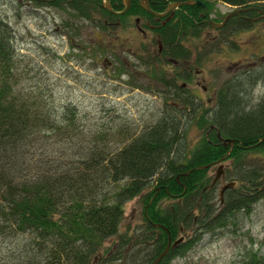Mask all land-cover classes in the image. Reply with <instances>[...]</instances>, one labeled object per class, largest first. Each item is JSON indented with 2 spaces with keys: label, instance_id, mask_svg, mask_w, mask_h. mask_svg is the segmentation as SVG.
<instances>
[{
  "label": "trees",
  "instance_id": "1",
  "mask_svg": "<svg viewBox=\"0 0 264 264\" xmlns=\"http://www.w3.org/2000/svg\"><path fill=\"white\" fill-rule=\"evenodd\" d=\"M4 1L0 0V250L9 252L2 259L13 258L18 264H148L165 246L168 233L169 241L179 239L155 263L166 264L184 254L202 233L235 229L238 216L248 214L251 204L264 198L261 165L247 164L244 157L251 149L264 151V91L257 101H250L254 85L264 81V60L226 77L210 107H199L191 96L181 93L173 64L172 76L163 83L177 103L167 102L163 115L153 123L135 134L124 123L115 128L97 124L85 128L74 102L51 103L52 90L47 86L19 83L18 74L25 68L20 65L14 31L1 9ZM16 1L64 11L61 30L69 48L89 54L95 50L88 51L80 20L108 32L117 19L123 22L127 14L146 13L135 0L119 15L103 8L101 0ZM221 1L264 9V0ZM109 2L113 9L121 7V0ZM205 3L211 6L210 0ZM180 8L155 29L163 54L174 60L189 58L181 38L197 35L201 29L200 21L193 20L199 18L201 6ZM239 13L257 14L254 9ZM251 22L233 15L218 30ZM192 121L203 132L186 149L185 133ZM229 137L233 144L227 150L223 140ZM223 155L230 159L225 178L234 184L223 190L219 201L206 171L209 163ZM136 195L142 198L143 222L137 229L120 231L123 204ZM168 196L174 198L170 205L157 202ZM153 222L165 228L154 227ZM181 229L189 234L178 235ZM133 235V247L123 252ZM110 236L116 239L102 247ZM235 261L264 264V251L243 247Z\"/></svg>",
  "mask_w": 264,
  "mask_h": 264
},
{
  "label": "rangeland",
  "instance_id": "2",
  "mask_svg": "<svg viewBox=\"0 0 264 264\" xmlns=\"http://www.w3.org/2000/svg\"><path fill=\"white\" fill-rule=\"evenodd\" d=\"M210 1L209 14L213 20H219L223 12L233 7L221 0ZM262 4L264 7V1ZM1 9L14 31L15 45L21 57L20 65L26 69L23 68L18 74L19 83L47 86L52 90L48 99L51 103L58 104L64 100L74 102L79 108L77 116L85 128L96 124L115 128L124 123L135 134L144 125L153 123L160 114L163 107L162 85L154 80L147 89L139 85H143L150 76H163L164 70L167 75L173 68L170 64L164 67L163 60L153 55L156 37L152 38L153 34L149 37L148 29H145L146 36L142 35L137 25L143 27L144 24L133 21L132 15L108 32L100 31L87 20H80L79 30L85 45L88 51L95 50V53L89 54L69 48L67 36L61 30V20L66 14L59 8L52 5L33 7L24 1L5 0ZM198 32L197 35L181 38L182 43L193 49L196 56L193 59L191 55L189 59L196 60V67L200 68L187 82L192 92L201 91L199 84L203 83L209 89L205 93L201 91L202 94L213 96L216 86H220V81L223 82L227 76H233V71L241 70L253 61L257 65L264 60V55H261L264 54V19L260 17L255 18L250 25L234 30L230 26L218 30L204 24ZM146 39L152 40L151 46ZM96 44L98 49L95 48ZM120 68L129 75L119 77L117 71ZM129 76L133 77L131 81ZM263 91L264 81L254 85L250 101H257ZM171 98L173 96L169 95L166 99L171 102ZM212 104L205 103L202 106ZM202 132L203 129L193 121L187 126L186 149L198 141ZM244 157L247 164L261 165L259 169L264 174L263 150H248ZM215 167L216 164L208 166L206 173L212 176ZM226 179L224 177L214 183L215 199L218 187ZM151 186H147L144 192ZM173 201L172 197H164L163 205L168 206ZM141 205V195L124 202L120 231L142 223ZM187 234L189 232L182 229L178 232L182 236ZM115 239L116 236L108 237L102 247L109 246ZM250 245L264 251V198L253 202L248 214L238 216L235 229L223 227L202 233L201 238L184 254L173 256L166 264H235L239 252ZM6 252L9 249L0 250V264H18L13 258L2 259Z\"/></svg>",
  "mask_w": 264,
  "mask_h": 264
},
{
  "label": "flooded vegetation",
  "instance_id": "3",
  "mask_svg": "<svg viewBox=\"0 0 264 264\" xmlns=\"http://www.w3.org/2000/svg\"><path fill=\"white\" fill-rule=\"evenodd\" d=\"M131 1L132 0H128V6H127V8L122 12L123 14H124V12H126L127 10H128V7L130 6V3H131ZM146 1V3L145 2H143V1H141V0H135V3H137L138 4V6L140 7V8H142L146 13L144 14V15H140V14H137V15H132V20L133 21H138V22H142L144 25H143V27H141V25L139 26V24L137 25L138 27V30L142 33V35H144V36H146V30L145 29H148V31H149V37H150V35H152L153 34V36H152V38H155L156 37V44H155V46L152 48V53H153V55L158 59H160V60H163V64H165L164 65V67L166 66V64H170V66L173 68V64H176L177 65V68H176V70H175V74H177V78L175 79L176 80V83L177 84H179V86H180V91H181V93L182 94H186L187 93V95L188 96H191L192 97V102H194V103H196V104H198L199 105V107H201L203 104H205V103H208V104H210L211 102H213V104L215 103V98H216V94H217V89L219 88V84L216 86V89L214 90V94H213V96H211V95H205V94H202V92L203 93H205L209 88H208V86L206 85V84H203V83H200L199 85V89L202 91H199V90H197V91H199V92H197L196 90H194V92H192L193 90L190 88V86H188V81L193 77V74H196V73H198L199 71H200V68H197L196 67V60L194 61L193 59H195L196 58V56H194V54H193V49H191L190 47H188V46H186L185 44H183L182 43V41H180V43L186 48V49H188L189 50V57L192 55L193 56V59L191 60V59H181V60H174V59H171V57H169L168 55H165V54H163V42L161 41V39L159 38V36H158V34L155 32V29H157V28H159V24H163L166 20H168L170 17H172V15H174V12H176V10H178V9H181L180 8V5H183V4H178V5H176V6H174V7H172L165 15H155V14H153L151 11H156V12H162L167 6H168V4H169V2H171V1H175V0H168V1H166V5L163 7V0H145ZM204 1V3H205V0H203ZM191 4H198V3H191ZM199 5H201V4H199ZM123 6V2H122V0H121V7ZM146 6L149 8V10L146 8ZM205 6H206V4H205ZM120 7V8H121ZM120 8H118V9H116V10H119ZM151 10V11H150ZM183 11H185V13H186V10H184V9H182ZM201 12L199 13V18H197V19H195V18H193V20L195 21V22H199L200 21V24H201V27L205 24V25H209L208 24V22L205 20V17H206V13H205V10H204V8H203V6L201 5ZM206 10H207V13H208V15H209V17H210V14H209V12H210V6H209V8H207V6H206ZM229 10V9H228ZM228 10H226L225 12H227ZM225 12H223L222 14H221V17H220V19L222 18V16H223V14L225 13ZM242 12H244V11H242ZM122 13H118V14H116V15H119V14H122ZM112 14H114V13H112ZM129 15H131V14H127L126 15V17L124 18V20L126 19V18H128L129 17ZM233 15H237V16H239V17H243V18H246V19H248V20H250V21H254L255 20V18H258V17H260V15H259V13L257 12V14H251L250 16L248 15H246V14H244V13H237V14H233ZM233 15H231V16H233ZM189 16H191V14H189ZM230 16V17H231ZM229 17V18H230ZM211 18V17H210ZM228 18V19H229ZM261 18V17H260ZM227 19V20H228ZM120 21H119V19H117L116 20V23H119ZM227 22V21H226ZM226 22L224 23V24H226ZM252 23V22H251ZM250 23V24H251ZM135 24V23H134ZM250 24H248V25H250ZM144 27H146V28H144ZM222 27V26H221ZM221 27H218V28H221ZM217 28V29H218ZM237 29V28H236ZM234 30V29H233ZM146 40H148V42H149V45L151 46L152 45V40H150V39H146ZM148 54V53H147ZM149 55V54H148ZM261 55H264L263 53L261 54ZM150 56V55H149ZM261 58H262V56H261ZM106 60H107V62H110L107 58H106ZM254 63V61L253 62H251V63H248L246 66H244L241 70H235V71H233L234 73H233V75H235V74H237V73H239V72H241L243 69H246L247 67H251V66H255L256 64H253ZM234 67H236V66H234ZM165 71V70H164ZM164 71H163V76H162V81L160 80L159 81V76L158 77H153V76H150V77H148L147 78V81H145L144 82V84L143 85H139V86H141V88L143 87V86H145L146 87V89L148 88V87H150L151 86V83H152V81L154 80V82L156 83L157 81L160 83V86H161V90L163 91L162 92V97H161V100H162V102H161V104L164 106L165 104H167V96H169V94H170V96H171V94H173V92L171 91V90H168V87H167V85H164V83H163V81L164 82H166V80L167 79H169L168 77L169 76H172V74H173V71H170L167 75L166 74H164ZM117 73H118V76L120 77L121 75H123V74H126L125 76L127 77L129 74H128V72H125L122 68H120V69H118V71H117ZM122 77V76H121ZM230 77V75L229 76H227V78H229ZM133 77L131 76H129V79H130V81H131V79H132ZM161 78V77H160ZM128 79V80H129ZM177 79H180V80H178V82H177ZM223 81V80H222ZM198 80H196L195 81V83L196 84H198ZM221 81H220V85H221ZM189 89V90H188ZM171 92V93H170ZM180 93V92H179ZM173 96V95H172ZM180 99H183V98H180ZM173 100V99H172ZM174 104H176L177 103V100H173L172 101ZM212 104V105H213ZM202 107H205V106H202ZM210 107V106H209ZM161 115H163V107L161 108V110H160V112H159ZM223 142H227L226 141V139H224V141ZM233 144V143H232ZM232 146V145H231ZM230 146V147H231ZM230 147H229V145H228V148H227V150H229L230 149ZM229 152V151H228ZM227 160V162H223V161H226ZM229 162H230V159H228V157H224V158H222V159H215V160H213L211 163H209V164H216V167H215V171H214V174L212 175V177H211V180H210V184H214L217 180H219V179H223L224 177H225V175H224V171H225V168H226V164H229ZM218 164H221L219 167H218ZM226 182V181H225ZM224 183V182H223ZM222 184V183H221ZM221 184H220V186H221ZM219 186V187H220ZM219 187H218V189H219ZM218 189H217V192H218ZM158 190V188L154 191V192H156ZM157 202L158 203H160V204H162L163 205V198H160V199H158L157 200ZM132 215L134 216V214H133V212H132ZM143 222V221H142ZM154 226H157V227H161V226H159V225H154ZM133 227V229H137L138 227L135 225V226H132ZM134 235L132 236V238L127 242V244L125 245V247H124V250H123V252L124 251H127V250H129V249H131L133 246H130V244L131 243H133V241H134ZM174 240V238L173 239H171L170 238V243L172 242ZM167 241V240H166ZM160 259V258H159Z\"/></svg>",
  "mask_w": 264,
  "mask_h": 264
},
{
  "label": "water",
  "instance_id": "4",
  "mask_svg": "<svg viewBox=\"0 0 264 264\" xmlns=\"http://www.w3.org/2000/svg\"><path fill=\"white\" fill-rule=\"evenodd\" d=\"M143 2L146 3L145 0H141ZM123 2V6L119 9V10H116V9H113L110 5V2L109 0H101L100 2V5L107 9L109 12L111 13H114V14H118V13H122L128 6V0H122ZM191 3H198V4H201L206 12V17H205V20L208 22L209 25L213 26V27H221L222 25H224V23L227 21V19L233 15V14H237L239 12H242V11H245V10H248V9H254L255 11H257L259 13V15L261 17H264V9L259 7V6H255V5H238V6H234L233 8L229 9L227 12H225L222 16V18L220 20H213L209 17L208 13H207V10H206V6H205V3L203 0H175V1H171L169 2L168 6L162 11V12H156V11H151L153 14L155 15H165L172 7L178 5V4H191ZM146 8L149 10V8L146 6ZM263 138L262 137H259L257 141L261 140ZM226 141L228 142L229 144V147L232 145L233 143V138H225ZM253 144H248L247 146H252ZM226 155H223L217 159H222L224 158ZM221 164H218V167L220 166ZM187 171L183 172V173H187ZM176 179H177V175L175 176ZM234 184V180H230V181H227L223 184H221V186L219 187L218 189V199L219 201L222 200V192L225 188L227 187H230ZM153 196V195H152ZM151 196V197H152ZM150 197V199H151ZM149 199V201H150ZM154 225H159L163 228H165L161 223H154ZM166 230V229H165ZM167 232V231H166ZM179 239V238H178ZM178 239H175L174 241H172V243L170 244V241H169V235L167 233V241H166V244L165 246L163 247V249L157 254V256H155L148 264H155L159 258L165 253V251L168 249V247L170 245H173L174 243L177 242Z\"/></svg>",
  "mask_w": 264,
  "mask_h": 264
},
{
  "label": "bare ground",
  "instance_id": "5",
  "mask_svg": "<svg viewBox=\"0 0 264 264\" xmlns=\"http://www.w3.org/2000/svg\"><path fill=\"white\" fill-rule=\"evenodd\" d=\"M206 4V3H205ZM201 6V5H200ZM207 6V5H206ZM246 11V10H245ZM125 13V12H124ZM206 13V12H205ZM123 14V13H122ZM114 25V24H113ZM112 29V28H111ZM240 29H244V28H240ZM105 32V31H104ZM160 35V34H159ZM190 37V36H189ZM182 47V46H181ZM155 227V226H154Z\"/></svg>",
  "mask_w": 264,
  "mask_h": 264
}]
</instances>
